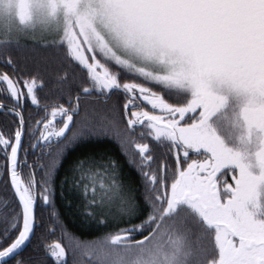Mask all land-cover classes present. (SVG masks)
Returning <instances> with one entry per match:
<instances>
[{"label": "snow or ice", "instance_id": "6c2138e0", "mask_svg": "<svg viewBox=\"0 0 264 264\" xmlns=\"http://www.w3.org/2000/svg\"><path fill=\"white\" fill-rule=\"evenodd\" d=\"M17 3L0 264H264V0Z\"/></svg>", "mask_w": 264, "mask_h": 264}, {"label": "rangeland", "instance_id": "374dc122", "mask_svg": "<svg viewBox=\"0 0 264 264\" xmlns=\"http://www.w3.org/2000/svg\"><path fill=\"white\" fill-rule=\"evenodd\" d=\"M25 6V4H24V0H18V3H17V8H23ZM16 9H14V11H15Z\"/></svg>", "mask_w": 264, "mask_h": 264}]
</instances>
